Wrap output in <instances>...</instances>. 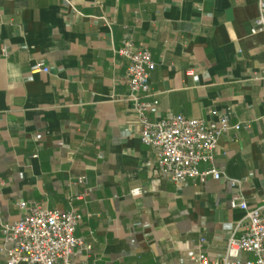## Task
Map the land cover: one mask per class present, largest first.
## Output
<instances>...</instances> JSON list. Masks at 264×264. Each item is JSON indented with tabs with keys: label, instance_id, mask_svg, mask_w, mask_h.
I'll list each match as a JSON object with an SVG mask.
<instances>
[{
	"label": "crops",
	"instance_id": "1",
	"mask_svg": "<svg viewBox=\"0 0 264 264\" xmlns=\"http://www.w3.org/2000/svg\"><path fill=\"white\" fill-rule=\"evenodd\" d=\"M257 15L255 0H0V221L18 219L20 202L63 211L71 200L82 214L75 235L94 264L221 257L245 213L229 207L231 196L264 204ZM125 36L155 62L152 118L211 121L231 109L230 125L240 127L220 138L214 166L239 180L236 188L210 177L176 185L157 170L124 100L128 60L114 50ZM35 61L49 71L30 72ZM6 247L0 234V264Z\"/></svg>",
	"mask_w": 264,
	"mask_h": 264
},
{
	"label": "built area",
	"instance_id": "2",
	"mask_svg": "<svg viewBox=\"0 0 264 264\" xmlns=\"http://www.w3.org/2000/svg\"><path fill=\"white\" fill-rule=\"evenodd\" d=\"M258 15L253 20L250 33L264 32V0H255ZM114 52L128 60L125 77L128 88L124 100L129 102L139 126L140 141L153 148L156 154L157 170L176 185L187 181L204 182L207 178H224L232 187L239 180L229 178L214 166V158L220 138L229 129H239L240 124L230 125L232 111L226 108L216 120L186 118L180 114L152 118L151 114L158 105L155 94L149 92L150 75L155 69L148 48L135 45L125 36ZM42 61H35L30 72H48ZM209 167L199 169V164ZM78 183L86 184V178H78ZM140 188L130 193L139 195ZM231 209L243 210L244 216L230 227L224 254L210 257L198 251L189 264H264V204L249 206L238 194L234 193L228 201ZM24 213L10 222L0 221V234L5 249L4 264H94L84 252L90 246L83 237L75 235L82 221L71 200L66 210L49 209L39 205H18ZM237 232H239L237 234ZM205 244V238H200ZM251 254V258L242 256Z\"/></svg>",
	"mask_w": 264,
	"mask_h": 264
}]
</instances>
